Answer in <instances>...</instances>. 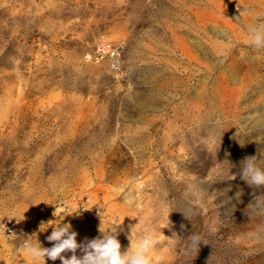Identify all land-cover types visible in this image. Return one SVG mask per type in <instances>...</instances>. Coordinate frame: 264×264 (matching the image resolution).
<instances>
[{"label":"rangeland","instance_id":"374dc122","mask_svg":"<svg viewBox=\"0 0 264 264\" xmlns=\"http://www.w3.org/2000/svg\"><path fill=\"white\" fill-rule=\"evenodd\" d=\"M256 23L264 0H0V264L59 224L66 259L117 229L153 264H185L193 231L187 264H264V188L238 175L264 157Z\"/></svg>","mask_w":264,"mask_h":264},{"label":"clouds","instance_id":"9594fccd","mask_svg":"<svg viewBox=\"0 0 264 264\" xmlns=\"http://www.w3.org/2000/svg\"><path fill=\"white\" fill-rule=\"evenodd\" d=\"M245 13L239 12L240 16ZM248 44L256 49H264V23H256L247 27ZM238 175L252 188H264V157L255 155L247 156L240 161ZM235 176V175H234ZM236 178V177H235ZM239 195V194H237ZM57 212V208L53 215ZM66 214V213H65ZM102 237H97L83 245L85 255L77 258L73 255L70 259L64 258L61 254L65 251H72L82 245L77 243V233L71 231V225L59 224L54 227L47 237L53 242L51 248H44L37 240L33 243L26 240L20 248L23 254L31 258L32 264H39V261L48 257L51 260L61 259L63 264H153L152 252L157 240L152 236H145L136 245L125 251H121V244L117 239V229L102 230ZM201 245H208L207 239L199 232L193 231L186 239V245L181 249V255L185 258V264L192 261L198 255Z\"/></svg>","mask_w":264,"mask_h":264},{"label":"built area","instance_id":"2783aa9c","mask_svg":"<svg viewBox=\"0 0 264 264\" xmlns=\"http://www.w3.org/2000/svg\"><path fill=\"white\" fill-rule=\"evenodd\" d=\"M108 53H112L113 56L116 55V53L114 51H112V48L108 45H101L98 48L97 54L100 55L101 58H103L106 54ZM115 54V55H114ZM115 61V60H114Z\"/></svg>","mask_w":264,"mask_h":264},{"label":"bare ground","instance_id":"6f19581e","mask_svg":"<svg viewBox=\"0 0 264 264\" xmlns=\"http://www.w3.org/2000/svg\"><path fill=\"white\" fill-rule=\"evenodd\" d=\"M193 28V27H192ZM181 38V37H180ZM177 39V36H176ZM181 40V39H180ZM185 45V44H184ZM187 45V44H186ZM188 47V46H187ZM188 52V51H187ZM115 55V54H114ZM190 55V54H189ZM195 56V55H194ZM90 57V56H89ZM194 58V57H193ZM179 65V64H178ZM194 66V65H193ZM119 69V68H118ZM23 77V76H22ZM19 82V81H18Z\"/></svg>","mask_w":264,"mask_h":264}]
</instances>
